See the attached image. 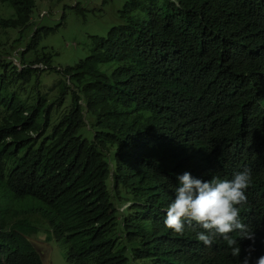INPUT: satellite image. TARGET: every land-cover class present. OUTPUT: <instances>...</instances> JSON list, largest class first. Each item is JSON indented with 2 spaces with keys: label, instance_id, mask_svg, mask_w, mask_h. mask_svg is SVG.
I'll return each mask as SVG.
<instances>
[{
  "label": "trees",
  "instance_id": "16d2710c",
  "mask_svg": "<svg viewBox=\"0 0 264 264\" xmlns=\"http://www.w3.org/2000/svg\"><path fill=\"white\" fill-rule=\"evenodd\" d=\"M36 1L0 0L18 48L16 60L0 52V264H47L39 233L71 264H239L222 238L198 241L195 223L166 228L160 208L179 174L245 168L241 222L253 262L264 255V0H126L124 22L65 68L40 49L56 27L31 28ZM199 92L208 112L186 103ZM191 119L211 123L207 143L236 146L198 150ZM252 243L239 241L241 260Z\"/></svg>",
  "mask_w": 264,
  "mask_h": 264
},
{
  "label": "clouds",
  "instance_id": "9594fccd",
  "mask_svg": "<svg viewBox=\"0 0 264 264\" xmlns=\"http://www.w3.org/2000/svg\"><path fill=\"white\" fill-rule=\"evenodd\" d=\"M204 92H199L197 99L186 102L196 109L207 111L208 105ZM207 107V109L205 108ZM208 112V111H207ZM191 128L188 131L196 139V147L213 158L211 148H233L236 144L213 145L205 141V135L209 131L211 123L204 131L197 119H191ZM178 183L175 187V198L168 207L160 208L166 213L164 225L175 234L183 235L185 226L196 229L193 223L202 231L197 232V240L205 246H212L222 238L231 249V255L239 260V264H264V255L259 256L253 262L252 253L255 251V232L248 225L241 222L243 217L241 208L248 204L246 191L252 183V170L245 168L236 172L231 180L214 176L211 179L193 177L190 172H184L176 177ZM132 204V203H128ZM126 204V205H128ZM128 207V206H127ZM237 234L238 239L233 235ZM251 240L253 243L246 250L247 255L241 260L240 240Z\"/></svg>",
  "mask_w": 264,
  "mask_h": 264
},
{
  "label": "rangeland",
  "instance_id": "374dc122",
  "mask_svg": "<svg viewBox=\"0 0 264 264\" xmlns=\"http://www.w3.org/2000/svg\"><path fill=\"white\" fill-rule=\"evenodd\" d=\"M125 2L126 0H37L31 16V28L56 27L54 33L44 37L40 49L46 46L47 51L53 52L52 65L65 68L74 65L89 53L90 35H106L112 26L124 22L119 10ZM14 35L15 32L0 27V52L3 51V57L14 58L17 53L18 48L9 45ZM5 44L10 47L6 49L3 47ZM43 80L42 87L48 89L49 84L53 83L51 73H46ZM122 205L120 211L124 215L127 206L131 204ZM45 237L46 234L39 233L33 239L47 247V264H71L66 258L63 245L56 239L47 241Z\"/></svg>",
  "mask_w": 264,
  "mask_h": 264
}]
</instances>
